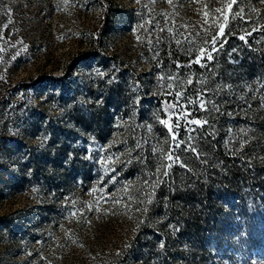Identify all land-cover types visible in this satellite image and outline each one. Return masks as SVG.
<instances>
[{
    "label": "rangeland",
    "instance_id": "1",
    "mask_svg": "<svg viewBox=\"0 0 264 264\" xmlns=\"http://www.w3.org/2000/svg\"><path fill=\"white\" fill-rule=\"evenodd\" d=\"M0 264H264V0H0Z\"/></svg>",
    "mask_w": 264,
    "mask_h": 264
},
{
    "label": "trees",
    "instance_id": "2",
    "mask_svg": "<svg viewBox=\"0 0 264 264\" xmlns=\"http://www.w3.org/2000/svg\"><path fill=\"white\" fill-rule=\"evenodd\" d=\"M105 23H106V18H104V25H105ZM67 74H68V73L65 72V73L63 74V77H66ZM59 78H61V77H60V76H58V77H56V76H51V79H53V80H57V79H59ZM176 100H177V97H175L174 95H170V96H168V97H160V98L158 99V103H159V106H161L162 108H165V106L168 104V102L174 104V103L176 102ZM193 108H194V107L192 106V104L189 105V103L183 102V103H181L178 107H175V114H176L177 112H180V113H181L180 118L183 119V118L185 117V115H184L183 113H184L185 111H189V110H191V112H192V111H193ZM139 163H141L142 166H143L144 164H147V158H146L145 155H142V154H141V156H139ZM144 166H146V168H147L146 171H147V172H150V170H149V168H148V165H144ZM175 170H177V168H173V169H172V173H170V178H171L172 180L177 179V172H175ZM165 192H166L165 189H164L162 186H160V187L156 190V195H157V196H161V195L166 194Z\"/></svg>",
    "mask_w": 264,
    "mask_h": 264
},
{
    "label": "snow or ice",
    "instance_id": "3",
    "mask_svg": "<svg viewBox=\"0 0 264 264\" xmlns=\"http://www.w3.org/2000/svg\"><path fill=\"white\" fill-rule=\"evenodd\" d=\"M223 33H224V28L221 26L220 29H219V33H217V36H214L213 39H212V41H211V43H212L213 46H215V44H216L217 37L220 36V35H222ZM239 39L243 41V40H245V36L241 35V36H239ZM214 50H215V48L213 47V51ZM203 58H204V50L202 49L201 52H200V56L195 60V62L196 63H200ZM207 58L209 60L212 59L211 53L208 54V57ZM179 95H180V93H177V97H179ZM177 106H179V99H177L176 102L173 105V107H177ZM200 106L203 107V103H201ZM183 114L184 115H188L189 113L187 111H185ZM180 116H181V113L180 112H177L176 113V117L179 119ZM160 123L161 124H164L168 128L169 132L172 131V126H171V124H169L168 120L162 119L160 121ZM187 123L199 125L201 123V121L199 119H196V120H188ZM177 127H179V124H177ZM172 139L173 140H176L177 139L175 134H173ZM179 146H180L179 145V141H177L176 147H179ZM167 159L173 160V157H172L171 153H169ZM176 159H178V157H176ZM169 166H171V165H169Z\"/></svg>",
    "mask_w": 264,
    "mask_h": 264
}]
</instances>
